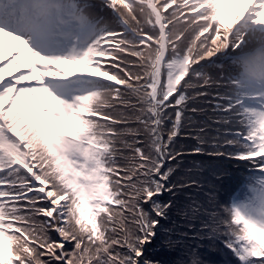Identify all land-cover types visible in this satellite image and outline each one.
<instances>
[{
    "label": "snow or ice",
    "instance_id": "snow-or-ice-1",
    "mask_svg": "<svg viewBox=\"0 0 264 264\" xmlns=\"http://www.w3.org/2000/svg\"><path fill=\"white\" fill-rule=\"evenodd\" d=\"M0 264H264V0H0Z\"/></svg>",
    "mask_w": 264,
    "mask_h": 264
}]
</instances>
